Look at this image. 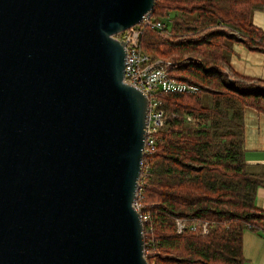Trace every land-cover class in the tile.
Returning a JSON list of instances; mask_svg holds the SVG:
<instances>
[{
    "label": "water",
    "instance_id": "water-1",
    "mask_svg": "<svg viewBox=\"0 0 264 264\" xmlns=\"http://www.w3.org/2000/svg\"><path fill=\"white\" fill-rule=\"evenodd\" d=\"M153 3L0 0V264H148V98L114 35Z\"/></svg>",
    "mask_w": 264,
    "mask_h": 264
},
{
    "label": "trees",
    "instance_id": "trees-1",
    "mask_svg": "<svg viewBox=\"0 0 264 264\" xmlns=\"http://www.w3.org/2000/svg\"><path fill=\"white\" fill-rule=\"evenodd\" d=\"M263 4L154 0L151 20L164 26H144L139 45L196 89L156 94L164 123L137 189L148 264H243L242 231L264 222L254 204L264 176L247 172L243 156V109L264 113V81L228 62L233 42L264 54V31L251 21Z\"/></svg>",
    "mask_w": 264,
    "mask_h": 264
},
{
    "label": "built area",
    "instance_id": "built-area-1",
    "mask_svg": "<svg viewBox=\"0 0 264 264\" xmlns=\"http://www.w3.org/2000/svg\"><path fill=\"white\" fill-rule=\"evenodd\" d=\"M149 12L144 14L142 19L135 25L114 35L117 40L122 41L125 45L123 80L140 89L148 98L141 172L147 169V162L145 159L143 160V157H148L156 148V135L164 123V114L162 109L159 108L160 100L156 97V94L158 92L190 91L196 89V87L183 81L169 77L167 66L170 65V62L152 58L149 53L140 47L141 31L144 26L151 24L156 29H161L164 26V21L162 20L152 21ZM137 196L136 192L133 205L139 212L140 202ZM141 219H146V217H141ZM261 226L264 227V225ZM261 226L257 229L261 228ZM182 228L183 224L177 221V231H181Z\"/></svg>",
    "mask_w": 264,
    "mask_h": 264
},
{
    "label": "crops",
    "instance_id": "crops-1",
    "mask_svg": "<svg viewBox=\"0 0 264 264\" xmlns=\"http://www.w3.org/2000/svg\"><path fill=\"white\" fill-rule=\"evenodd\" d=\"M252 23L264 31V4L252 12ZM228 58L238 75L264 81V54L233 42ZM243 156L247 172L264 176V113L246 106L243 109ZM254 204L264 209V185L256 188ZM264 225V222L262 223ZM243 264H264V227L242 231Z\"/></svg>",
    "mask_w": 264,
    "mask_h": 264
}]
</instances>
